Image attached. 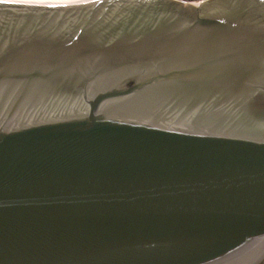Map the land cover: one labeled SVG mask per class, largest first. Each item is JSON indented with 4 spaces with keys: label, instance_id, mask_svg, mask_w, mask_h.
Returning <instances> with one entry per match:
<instances>
[{
    "label": "water",
    "instance_id": "95a60500",
    "mask_svg": "<svg viewBox=\"0 0 264 264\" xmlns=\"http://www.w3.org/2000/svg\"><path fill=\"white\" fill-rule=\"evenodd\" d=\"M0 264H264V0H0Z\"/></svg>",
    "mask_w": 264,
    "mask_h": 264
},
{
    "label": "bare ground",
    "instance_id": "6f19581e",
    "mask_svg": "<svg viewBox=\"0 0 264 264\" xmlns=\"http://www.w3.org/2000/svg\"><path fill=\"white\" fill-rule=\"evenodd\" d=\"M4 1H14V2H24V3H35V4H76L83 0H4Z\"/></svg>",
    "mask_w": 264,
    "mask_h": 264
},
{
    "label": "built area",
    "instance_id": "2783aa9c",
    "mask_svg": "<svg viewBox=\"0 0 264 264\" xmlns=\"http://www.w3.org/2000/svg\"><path fill=\"white\" fill-rule=\"evenodd\" d=\"M191 1H194V2H199L200 0H191Z\"/></svg>",
    "mask_w": 264,
    "mask_h": 264
}]
</instances>
